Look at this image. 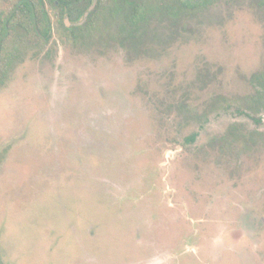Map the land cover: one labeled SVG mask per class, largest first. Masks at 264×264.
Here are the masks:
<instances>
[{
    "label": "rangeland",
    "instance_id": "rangeland-1",
    "mask_svg": "<svg viewBox=\"0 0 264 264\" xmlns=\"http://www.w3.org/2000/svg\"><path fill=\"white\" fill-rule=\"evenodd\" d=\"M48 53L0 89V264H264L257 0Z\"/></svg>",
    "mask_w": 264,
    "mask_h": 264
},
{
    "label": "trees",
    "instance_id": "trees-1",
    "mask_svg": "<svg viewBox=\"0 0 264 264\" xmlns=\"http://www.w3.org/2000/svg\"><path fill=\"white\" fill-rule=\"evenodd\" d=\"M217 1L0 0V89L26 58L45 51L49 54L56 33L66 42L86 43L94 38H103L110 31L116 37L136 42L137 35L144 34L147 20L157 8L162 7L168 16L176 18L178 14L197 12ZM257 4L264 10V0H257ZM85 13L88 14L83 23L77 24L79 21L76 20H82ZM66 21L72 23V27L67 26ZM253 81L256 86L253 85L254 93L246 100L247 107L252 111L259 107L264 109V65ZM246 116L255 124L261 122V118ZM231 134L235 136V133ZM238 138L239 148L244 149L263 140L264 132L245 130ZM192 139L194 135L190 141Z\"/></svg>",
    "mask_w": 264,
    "mask_h": 264
},
{
    "label": "water",
    "instance_id": "water-1",
    "mask_svg": "<svg viewBox=\"0 0 264 264\" xmlns=\"http://www.w3.org/2000/svg\"><path fill=\"white\" fill-rule=\"evenodd\" d=\"M92 8H93V7H91V8L89 9V11H91ZM87 14H88V13H85V15L83 16V20H82L79 24H82V23H83L84 19L87 17Z\"/></svg>",
    "mask_w": 264,
    "mask_h": 264
},
{
    "label": "flooded vegetation",
    "instance_id": "flooded-vegetation-1",
    "mask_svg": "<svg viewBox=\"0 0 264 264\" xmlns=\"http://www.w3.org/2000/svg\"><path fill=\"white\" fill-rule=\"evenodd\" d=\"M82 20H83V18H82ZM82 20H80L79 23H80ZM79 23H77V24H79ZM71 24H72V23H69L68 21H66V25H67V26L72 27ZM74 24H76V23H74Z\"/></svg>",
    "mask_w": 264,
    "mask_h": 264
}]
</instances>
